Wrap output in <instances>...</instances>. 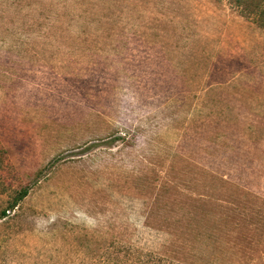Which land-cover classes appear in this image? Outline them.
Segmentation results:
<instances>
[{"label":"rangeland","instance_id":"374dc122","mask_svg":"<svg viewBox=\"0 0 264 264\" xmlns=\"http://www.w3.org/2000/svg\"><path fill=\"white\" fill-rule=\"evenodd\" d=\"M24 188L0 264H264V30L227 0H0V213Z\"/></svg>","mask_w":264,"mask_h":264},{"label":"trees","instance_id":"16d2710c","mask_svg":"<svg viewBox=\"0 0 264 264\" xmlns=\"http://www.w3.org/2000/svg\"><path fill=\"white\" fill-rule=\"evenodd\" d=\"M221 1V0H214ZM241 16L250 19L258 27L264 30V0H227ZM27 188L21 189L13 201L1 211V216L6 214L8 208L12 209L18 200L27 194ZM116 250L115 257H107L103 260L105 264H183L165 256L153 252H142L131 247Z\"/></svg>","mask_w":264,"mask_h":264}]
</instances>
